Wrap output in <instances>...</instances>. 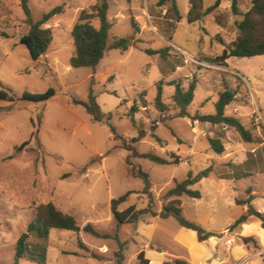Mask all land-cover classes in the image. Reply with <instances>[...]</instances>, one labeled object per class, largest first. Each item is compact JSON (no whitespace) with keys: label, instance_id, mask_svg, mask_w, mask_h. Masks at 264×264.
<instances>
[{"label":"rangeland","instance_id":"1","mask_svg":"<svg viewBox=\"0 0 264 264\" xmlns=\"http://www.w3.org/2000/svg\"><path fill=\"white\" fill-rule=\"evenodd\" d=\"M159 1L108 0V18L113 24L110 41L126 37L133 45L125 52H107L96 68H74L70 65L74 51L72 29L81 11L98 0H31L29 7L35 21L59 6L64 8L62 14L47 23L46 27L53 31V42L38 60L20 43L30 31L20 0H0V90L5 87L15 95L13 102L0 99V264L14 263L17 241L28 233L31 223L41 227L37 208L48 203L73 216L81 228L90 223L109 238L51 229L47 241L30 236L29 251L19 264H39L43 249L47 252L45 264H118L115 254L120 243L124 245L123 264H141L142 251L151 264H162L156 253L164 252L163 264L179 259L175 255L187 256V250L178 244L182 227L173 217L160 216L168 202L167 192L190 173L196 175L209 167L219 176L229 172L238 175L241 168L234 164L241 161L240 156L264 142V56L231 57L227 67L213 64V59L222 55L238 35L236 24L242 16L235 15L232 0H222L217 9L194 23L189 22L191 0H177L182 16L179 22L169 11L170 4L161 7ZM215 2L197 0L196 14ZM251 2L238 0L242 14L250 10ZM165 49L164 55L147 52ZM193 80L196 90L189 108L191 117L215 114L219 94L226 89L237 90L225 114L251 130L253 143L244 142L233 128L175 117L178 109L172 97L176 86L171 84L177 82L187 89ZM159 83H163L168 107L163 114L155 108ZM51 88L56 95L48 101L23 99L25 92L43 94ZM91 91L106 115L103 123L93 122L85 107L74 103L88 102ZM144 91L147 104L143 106ZM135 104L140 108L135 113L136 125L128 117ZM143 130L146 135L139 139ZM115 134L126 138L127 143L131 141L139 154L182 159L180 165L157 164L141 157L131 159L150 176L153 210L157 214L146 215L134 225L118 226L111 209L113 199L129 192L130 200L120 205V211L132 205L138 209L148 206L142 193L144 182L129 172L127 159L131 153L123 147L122 140L114 138ZM210 138L223 141L224 154L211 150ZM257 173L253 179L240 180L236 184L239 193L233 196L246 200L249 195L245 188L251 187L256 196L255 209H261L264 162ZM221 188L204 180L192 187L202 198L181 197L185 218L203 227L197 222L201 220L217 235L213 237L217 239L213 250L210 244L196 249L198 259L212 253L213 264H238L247 247L264 254V233L259 232L260 228L252 225L247 232L260 238L263 247L255 240L246 244L230 229L239 207L232 204L230 184L226 181ZM212 209L211 224L206 220ZM222 233L225 235L220 236ZM227 239L235 244L232 252L226 249ZM220 253L223 259L218 257ZM233 257L240 259L233 261ZM248 264L264 262L257 257Z\"/></svg>","mask_w":264,"mask_h":264},{"label":"trees","instance_id":"2","mask_svg":"<svg viewBox=\"0 0 264 264\" xmlns=\"http://www.w3.org/2000/svg\"><path fill=\"white\" fill-rule=\"evenodd\" d=\"M30 1L31 0H20V6L26 15V23L30 27L29 33L20 39V43L26 46L30 56L34 60H38L46 54L53 42V31L51 28L46 27V25L52 18L62 14L64 8L63 6H59L49 13L44 14L40 20L35 21L32 17L29 7ZM127 1L132 2L133 0ZM191 2L192 7L189 12V22L194 23L200 20V16L208 15L217 9L221 5L222 0H216L212 7L200 13V15L196 14L197 0H191ZM159 4L161 7L170 4L169 11L175 15V18L178 22L182 20L177 0H160ZM232 8L235 15L242 16V20L236 24L238 29L236 40L223 51L222 55L213 59V64L218 66L227 67V61L231 57L252 58L264 56V0H252L250 10L244 14H242L238 8V0H232ZM109 9L110 5L108 0H98L95 5L81 11L78 21L74 25L71 33L74 42V51L70 59V65L72 67L96 68L104 59L107 52L114 49L125 52L133 45L131 39L126 37H114L113 41H110L113 24L108 18ZM95 22H98V25H95ZM132 24L137 28L135 21H132ZM167 50L168 49L160 51L147 50V52L151 55H164ZM171 85L176 86L175 93L172 97L173 103L178 109V113L175 116L176 118H194L195 120L210 123L211 125H222L228 128H233L240 135L244 142H254V136L250 129H247L239 119L227 116L225 114L226 108L235 101L238 93L237 90L226 89L219 94L218 100L214 104L216 110L215 114L191 117L189 108L195 98L196 81L193 80L187 89L177 82H173ZM55 95V90L51 88L43 94H31L25 92L23 99L39 103L48 101ZM145 96L146 92L144 91L141 95L143 106L147 104L144 98ZM0 99L13 102L15 101V95L10 89L2 87L0 90ZM74 103L84 106L87 113L91 116L93 122H104L106 115L101 111V108L97 102V97L94 95L93 91H91L89 94L88 102L75 101ZM155 108L162 114L168 109L163 98V83H159L157 85ZM139 111L140 108L137 104H135L128 114V117L135 125L137 123L135 119V113ZM153 128H156V125H154ZM145 135L146 131H141L139 139L144 138ZM114 138L122 140L123 147L131 153L127 159V165L130 168L129 172L132 176L140 178L144 182V189L142 193L148 199L147 208L138 209L136 206L132 205L124 211H120L119 207L121 204L130 200L132 192H129L118 199L112 200L111 209L114 218L118 222V226L134 225L140 222L146 215H152L155 217L157 214L153 210L154 200L150 176L144 172L139 165H134L131 159L133 157L147 158L157 164L162 165H180L182 164V159L179 156L172 157L171 160H168L151 153L139 154L131 141L127 143L126 138L117 136L116 134L114 135ZM158 141H160V139H158ZM209 144L211 150L218 155H222L226 151V147L220 138H210ZM247 163H250V159L247 161ZM212 170V167H209L200 171L196 175L190 173L186 180L177 183L175 187L169 190L165 195V199L168 200V202L164 206V217H173L181 227L196 232L200 242L208 241L210 238L217 235L208 232L197 223L185 218L183 215L181 197L186 195L191 198L200 199L201 193L199 191L193 190L192 187L199 184L204 179H207L210 176ZM244 177V175L237 176L239 179ZM247 193L249 195L248 199L236 200L238 205L248 206L247 213L242 215L233 225H231L230 229H235L248 222L251 217H255L260 220L262 228L264 229V213L257 211L252 205V202L255 199V197L252 195V189H249ZM36 216L37 221L39 224H41V227L38 229L34 223H31L28 226V233L21 235L16 244L15 261L13 264H19L20 259H23L26 253L29 251V238L31 235L43 237L47 241L49 237V230L51 229L69 230L73 232L84 231L85 233L97 238H109V235L101 234L95 230L90 223L81 228L73 216L64 214L52 203L40 205L37 208ZM223 235H225V233H222L220 236ZM253 240V238H243V241L246 244ZM46 253V249H43L39 264L46 263ZM94 256L95 258H98L97 255ZM115 257L118 264H123L125 256L124 245L122 243H120V248L115 254ZM262 258L264 262V254L262 255ZM139 260L141 264H150V260L146 258L144 251L139 254ZM164 264L190 263L183 259H176Z\"/></svg>","mask_w":264,"mask_h":264},{"label":"crops","instance_id":"3","mask_svg":"<svg viewBox=\"0 0 264 264\" xmlns=\"http://www.w3.org/2000/svg\"><path fill=\"white\" fill-rule=\"evenodd\" d=\"M226 158L228 159L231 157H226ZM249 159H250V163L248 164L247 161ZM240 160L241 161L239 163L234 164V166L236 165V166H239L241 168V172H239L238 175H234L232 172H229V173H226L224 176H219L218 171L213 169L210 176L207 179H204L207 181H211L212 186L215 185L216 189H218V190L223 189V188H221V185L223 187V184L226 181H227V183L230 184V188H231V190H233L232 200H231L232 204L239 207V212L237 214V218L233 220L234 222L231 225H233L242 215L246 214L247 210H248L247 205H238L236 203V200L239 199L238 196H236V197L233 196L236 192L239 193V190L236 189V186H237L236 184L240 180L243 179V178L239 179V178H237V176H243L244 175L245 176L244 178H251V179H253L255 176H258L257 172L260 170L262 162H264V142H262L260 144V146L257 147L256 149H250L247 154H245V153L242 154V156H240ZM203 181H201L199 184H201ZM249 189H252V188L251 187L245 188L246 191H248ZM252 195L254 197H256L255 194L253 193V190H252ZM201 198H202V194H201ZM254 200L252 202L253 206H254ZM256 210L264 213V207L261 209H256ZM162 213H164V212H161L160 216L164 217V214H162ZM206 221H210L211 224L213 223V209L208 213V217H207ZM252 221H253V224H251ZM197 222H199L205 228V230H207L208 232L214 233L213 228L206 226L207 224L205 225L204 222H202L201 220L197 219ZM252 225H255L258 228H260L259 232L264 233V229L262 228L261 221L258 220L257 218L253 219L252 217L248 220V222L240 225L239 227L235 228L233 231L237 232V234L242 239L243 238H253L259 244V246L263 247L260 238H258L256 235H253V233L247 232L248 227H251ZM213 239L214 238L212 237L208 241L200 242L198 240L196 232H194L192 230L185 229L182 227V231L180 232L178 244L181 245L182 248L187 250V256H181V255H175V254L174 255H175V257H177L179 259H183V260L188 261L190 264H213V262H211L212 261L211 258L213 255L212 253L207 254V256H205V258L203 260H199L198 259L199 254H198V251L196 250L198 248H202L203 244H210V246L212 247L211 249L213 250ZM177 240H178V238H177ZM234 245H232L231 247H227L225 244L226 249L229 252H232ZM245 247H247V246L245 245ZM247 248H248V251H246V252L244 251L246 254L245 257L243 259L239 260L238 264H248L249 261H251L252 259L257 258V257H259V259L261 261H263V258H262L263 252L257 253L252 247H250V248L247 247ZM207 252H209V251H207ZM145 255H146V258L149 259V257H147L146 252H145ZM154 255H156L157 260H159V262L163 264V262L165 260L164 252L163 253H156ZM169 255H173V254H169ZM218 257L219 258L222 257V259L224 258L222 253H220ZM235 259H240V258H237V257L234 258L233 257V261H236ZM149 260H150V264H151V259H149ZM216 264H220V263H216Z\"/></svg>","mask_w":264,"mask_h":264},{"label":"built area","instance_id":"4","mask_svg":"<svg viewBox=\"0 0 264 264\" xmlns=\"http://www.w3.org/2000/svg\"><path fill=\"white\" fill-rule=\"evenodd\" d=\"M232 243H233V241H232V240H227V241H226V245H227V246H231V245H232Z\"/></svg>","mask_w":264,"mask_h":264},{"label":"water","instance_id":"5","mask_svg":"<svg viewBox=\"0 0 264 264\" xmlns=\"http://www.w3.org/2000/svg\"><path fill=\"white\" fill-rule=\"evenodd\" d=\"M162 214H164V213H162ZM217 241V239H213V242L215 243Z\"/></svg>","mask_w":264,"mask_h":264}]
</instances>
